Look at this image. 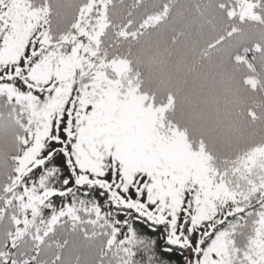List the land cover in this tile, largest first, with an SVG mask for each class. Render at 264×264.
I'll use <instances>...</instances> for the list:
<instances>
[{
    "label": "snow or ice",
    "instance_id": "obj_1",
    "mask_svg": "<svg viewBox=\"0 0 264 264\" xmlns=\"http://www.w3.org/2000/svg\"><path fill=\"white\" fill-rule=\"evenodd\" d=\"M111 5L0 0V264H264V142L189 138Z\"/></svg>",
    "mask_w": 264,
    "mask_h": 264
},
{
    "label": "trees",
    "instance_id": "obj_2",
    "mask_svg": "<svg viewBox=\"0 0 264 264\" xmlns=\"http://www.w3.org/2000/svg\"><path fill=\"white\" fill-rule=\"evenodd\" d=\"M233 3L112 0L108 10L110 34L129 22L136 33L118 51L128 54L141 91L157 104L171 97L168 118L210 145L264 142V23L230 19Z\"/></svg>",
    "mask_w": 264,
    "mask_h": 264
},
{
    "label": "rangeland",
    "instance_id": "obj_3",
    "mask_svg": "<svg viewBox=\"0 0 264 264\" xmlns=\"http://www.w3.org/2000/svg\"><path fill=\"white\" fill-rule=\"evenodd\" d=\"M167 103H168V102H167ZM167 103H166V104H167Z\"/></svg>",
    "mask_w": 264,
    "mask_h": 264
}]
</instances>
